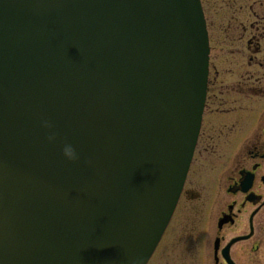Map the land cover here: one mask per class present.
Instances as JSON below:
<instances>
[{"label": "water", "instance_id": "water-1", "mask_svg": "<svg viewBox=\"0 0 264 264\" xmlns=\"http://www.w3.org/2000/svg\"><path fill=\"white\" fill-rule=\"evenodd\" d=\"M207 65L199 0H0V264H146Z\"/></svg>", "mask_w": 264, "mask_h": 264}, {"label": "flooded vegetation", "instance_id": "flooded-vegetation-1", "mask_svg": "<svg viewBox=\"0 0 264 264\" xmlns=\"http://www.w3.org/2000/svg\"><path fill=\"white\" fill-rule=\"evenodd\" d=\"M201 5L210 45L203 121L149 264H264V0Z\"/></svg>", "mask_w": 264, "mask_h": 264}, {"label": "rangeland", "instance_id": "rangeland-1", "mask_svg": "<svg viewBox=\"0 0 264 264\" xmlns=\"http://www.w3.org/2000/svg\"><path fill=\"white\" fill-rule=\"evenodd\" d=\"M213 10H210V12H209V17H210V19H213L214 20V12H212ZM214 28L212 29V34L213 35H216V33L214 32ZM216 51H218V48H217V50ZM215 61V63L218 65V67H221V66H223V67H231V64H232V59H215L214 60Z\"/></svg>", "mask_w": 264, "mask_h": 264}, {"label": "clouds", "instance_id": "clouds-1", "mask_svg": "<svg viewBox=\"0 0 264 264\" xmlns=\"http://www.w3.org/2000/svg\"><path fill=\"white\" fill-rule=\"evenodd\" d=\"M46 127L49 125H45ZM50 139H52V137H50ZM64 155L68 158V159H77V154L75 149L71 146V145H65L64 147Z\"/></svg>", "mask_w": 264, "mask_h": 264}]
</instances>
